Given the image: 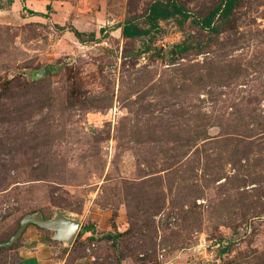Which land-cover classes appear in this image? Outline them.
<instances>
[{
    "label": "rangeland",
    "instance_id": "1",
    "mask_svg": "<svg viewBox=\"0 0 264 264\" xmlns=\"http://www.w3.org/2000/svg\"><path fill=\"white\" fill-rule=\"evenodd\" d=\"M157 1L193 18L125 38ZM220 2L0 0V264H264V0Z\"/></svg>",
    "mask_w": 264,
    "mask_h": 264
},
{
    "label": "trees",
    "instance_id": "2",
    "mask_svg": "<svg viewBox=\"0 0 264 264\" xmlns=\"http://www.w3.org/2000/svg\"><path fill=\"white\" fill-rule=\"evenodd\" d=\"M239 2L240 0H221L220 5L215 7L203 20H193L192 22L201 25V27L205 29L211 30L212 32H216V29L213 27L215 19L218 16L229 17L233 13ZM174 17H181L183 21H189L193 18L185 7L175 1H157L151 4L148 9L146 17L147 23L149 25L148 29H143L132 21L124 23L120 28L125 38L137 39L151 35L153 32L159 31L161 21H166ZM72 33L81 42L84 37H87L92 41L96 40L97 38L96 33H83L76 29H73ZM100 33L103 35L104 30L101 29ZM90 229H92V227H85L79 232L78 237H81L85 233L90 232ZM220 243L223 245L225 242L222 241ZM229 249L230 246L228 244L223 249V252H228Z\"/></svg>",
    "mask_w": 264,
    "mask_h": 264
},
{
    "label": "water",
    "instance_id": "3",
    "mask_svg": "<svg viewBox=\"0 0 264 264\" xmlns=\"http://www.w3.org/2000/svg\"><path fill=\"white\" fill-rule=\"evenodd\" d=\"M30 224L37 225L47 231L55 232L54 240L66 243L74 242L81 229L80 224L67 220L60 213H57L55 218L49 221L44 220L40 214L27 215L23 218L21 227L18 233L11 239L10 244L15 243L21 238Z\"/></svg>",
    "mask_w": 264,
    "mask_h": 264
},
{
    "label": "crops",
    "instance_id": "4",
    "mask_svg": "<svg viewBox=\"0 0 264 264\" xmlns=\"http://www.w3.org/2000/svg\"><path fill=\"white\" fill-rule=\"evenodd\" d=\"M54 237H52V239H54ZM34 238L36 237L33 236L28 239V244L33 248H29L27 246L26 248L24 247L26 250H23V253L20 252L21 256L18 258V261L13 264H48L46 263L47 256L45 255L47 251H43V249L41 248V239ZM27 250L28 252H26Z\"/></svg>",
    "mask_w": 264,
    "mask_h": 264
}]
</instances>
